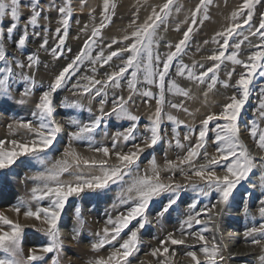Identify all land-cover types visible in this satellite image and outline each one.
I'll list each match as a JSON object with an SVG mask.
<instances>
[{
  "label": "snow or ice",
  "instance_id": "1",
  "mask_svg": "<svg viewBox=\"0 0 264 264\" xmlns=\"http://www.w3.org/2000/svg\"><path fill=\"white\" fill-rule=\"evenodd\" d=\"M261 2L262 0H243L239 8L232 13L231 26L216 34L219 39L213 38V43L218 45V49L207 57L212 63L205 67L202 63L186 64L182 57L190 46L197 24H202L210 18L209 9L214 0H199L191 12L190 23L184 21L189 26L183 32L182 38L175 45L167 44L169 51L163 55L159 51L158 31L161 25L167 23L173 10L180 12L183 6L178 4V0H166L159 11L153 9L152 14L142 24L130 35L123 37V41L113 40L106 45L108 49H113L114 44L128 42L124 46L107 54L100 48L93 55L99 47L102 29L112 22L117 7L115 0H103L101 22L92 28L90 36L74 58L55 75L46 88L41 90L35 103V110L31 113L33 119L18 120L8 125L11 136H19L20 130H24L30 138L0 139V171L13 170L14 166L19 167L25 163L46 164L51 159L50 150L54 149L61 136V128L55 119L56 94L67 87L68 82L85 62L93 65L92 71L95 73L96 65L101 67L109 65L116 58L119 60L116 70L106 72L104 79H97L95 75L84 76L81 78L84 83L77 81L72 85L74 94H90L93 98H100V114L90 123L72 120L71 123L77 130L69 134L70 140L88 141L90 149L101 154L103 158L82 157L72 149L70 142L64 151V158L32 177L37 184L31 189L30 200L20 198L10 208L17 219H12L0 211V252L4 254L3 258H0V264H42L47 254L58 253L64 243L60 232L62 216L70 200L84 199L90 194H103L111 185L122 183L126 176L132 177L138 172V162L145 149L154 148L165 139L163 135L165 120L175 126L173 128L175 146L185 149L178 131L184 122L171 112H165L167 104L172 109L191 115L183 102H172L168 99L169 95L185 99L194 98L192 89L182 87L177 77L205 86L206 91L203 93L205 100L209 92L215 91L218 86L231 89L232 92L218 113L208 114L201 121L198 134L189 128L188 133L183 136V140L188 141L196 135V141L187 147L186 155L178 157L176 161H166L165 170L171 173L167 177V183L162 179L160 166L153 157L150 161L151 175L145 171L144 175L135 176L128 187L122 189L118 202L127 207L115 216L108 214L105 226L101 232L95 234L97 239L91 245L93 252H99L106 245L111 246L113 250L107 257H94L89 264H131L130 257L139 251L141 231L152 223L148 216L150 207H155V202L166 196L167 202L161 203L157 212L156 222L160 223L161 218L165 214H170V210H174L173 206L181 201V193L189 189L196 194V198L188 204L187 218L182 221L178 230L181 235L190 237L200 245L199 253L203 259L196 250H188L185 255L190 258L192 264H222L224 256L221 245L214 235L211 237L208 235L212 231L211 226L214 225L215 217L220 215L217 208L229 206L236 199L239 187L249 180L257 167V157L242 139V127L255 142V146L264 153L262 126L264 83L260 82L264 80V12L260 14L258 24H253L256 6ZM23 7L30 9V15L27 17L22 16V0H0V97L4 98L10 97L12 87L20 82H23L24 98L34 95L37 84L30 72L40 66L39 51L50 53L53 59H60L65 51L71 52V49H66L65 46L76 11L73 0H62L59 5L55 0H49L47 4L41 3V0H30V3ZM53 9L57 11L59 19L55 29L57 42L55 46L50 47L48 29L45 27L42 33L39 25L41 19L46 18L42 13ZM94 11L93 9L92 12ZM242 17V22H239ZM5 18H8L7 23ZM91 19L95 20V16L92 15ZM76 23H79V20ZM245 26L247 32L244 31ZM17 29H20V35L15 39L14 53L19 55L10 53L7 46L8 39L12 38ZM83 30H87V25ZM176 30H180L179 25ZM31 37L41 39L42 43L36 52L26 56V60L21 59L20 56L31 44ZM250 37H257L258 42L253 44ZM246 41L249 42L252 51L246 59H242L241 46ZM204 43L207 44L208 41ZM173 48L174 50H171ZM228 62L242 68L234 82L232 77L235 67L226 72L225 79H221L220 70ZM24 69H28L29 72H25ZM109 88L117 90L126 88L128 95L114 96L111 111H105V105L109 102ZM253 96L256 97L255 104L251 102ZM134 97L147 98L145 102L156 103L155 111L144 125L143 133L140 132V117L129 108V104L135 102ZM25 102L23 98L19 101L21 104ZM62 106L76 109L83 107L79 101L67 100ZM111 117H115L117 121L129 122L128 126L123 131L115 132L111 148L92 147L94 134ZM138 139L139 143L136 142ZM210 141L215 146V152L212 154L207 150ZM121 142H131V148L120 150ZM168 144L171 146L172 140H169ZM113 157L116 163L110 164L109 161ZM201 158L205 162L197 165L196 161ZM260 160L264 162V155L260 156ZM185 165L188 166L187 171L183 167ZM218 169L223 171V175L217 174ZM177 171L188 181L187 184L173 182ZM65 174L72 179H62ZM246 194L251 196L250 192ZM205 200L208 202L205 203ZM260 203L262 206L259 213L264 218V200ZM116 208L117 205L114 203L112 209L115 211ZM22 210L25 220L40 222L42 227L36 230L48 238L47 243L39 249L32 248L27 256L24 255L22 247L26 225L18 219ZM75 216L78 224L82 226L84 220L79 207L75 208ZM194 225L201 227L193 230ZM72 231L73 238H76L80 234V227H74ZM244 235L252 238V244L261 245L264 243V224L247 229ZM160 244V247L151 251V255L157 258V264H175L176 251L173 249L170 254V248L165 245H185V240L176 239L174 233H169ZM187 247L191 249L194 246ZM258 261L259 264H264V254L258 257Z\"/></svg>",
  "mask_w": 264,
  "mask_h": 264
},
{
  "label": "rangeland",
  "instance_id": "2",
  "mask_svg": "<svg viewBox=\"0 0 264 264\" xmlns=\"http://www.w3.org/2000/svg\"><path fill=\"white\" fill-rule=\"evenodd\" d=\"M165 2L166 0H131V3H129V0H115L117 5L115 15L112 18V22L106 28L102 29V37L99 40V47L96 48L93 55H95L100 48H103L105 54H107L111 50L124 46V44L128 42L114 44L113 49H108L106 47V45L113 40L123 41V37L125 35H130L138 25L142 24L147 17L152 14L153 9L159 11L160 6ZM29 3L30 0H22V16L24 17L30 15V9L28 7H23V5ZM41 3L47 4L49 3V0H41ZM55 3L59 5L62 3V0H55ZM198 3L199 0H178V4L183 6L180 12L177 13L173 10V14L168 19L167 23L161 25L158 31V38L160 40L159 51L162 55L169 51L166 47L167 44L171 43L172 45H175L182 38L183 32L189 26V24L184 23V21L187 20L190 23L191 12L195 9ZM242 3L243 0H214V3L209 9L210 18L205 20L202 24L198 23L196 26L190 46L187 49L186 54L182 57L184 63L190 65L192 63H196L197 65L202 63L205 67L211 65L212 62L208 61L207 57L218 49V45L213 43V38L219 39L217 36L212 37L213 30L226 24L228 25L227 27L231 26L233 23L232 13L236 11ZM81 6H83V10H81ZM102 6L103 0H73V7L76 11L73 15V21L69 29V37L65 46L66 49L70 48L71 52L65 51L63 57L60 59H53L50 53L44 52L43 50L39 51L38 55L41 60L40 66L30 72L37 84V87L34 90V95L32 97L24 98L22 96L23 82H20L12 87L10 97H0V139L10 140L13 138H30L24 130H20L19 136H11L8 125L14 124L18 120L27 121L33 119L31 113L35 110V103L41 90L46 88L54 79L55 75H57L72 58H74L82 48L85 40L90 36L92 28L99 25L102 20ZM93 9L95 10L94 13L92 12ZM262 12H264V0L256 6L253 24H258ZM92 15L95 16V20L91 19ZM42 16L46 18L41 19L39 30L43 33L44 28L46 27L48 29L47 35L49 38V46H55V43L57 42L55 29L58 26V13L54 9L51 11L45 10V12L42 13ZM173 17H177L179 21H176ZM212 19H215L216 23L213 24ZM242 19L243 17L239 22H242ZM7 20L8 18H5V23H7ZM77 20H79V23H76ZM133 21H135V23H133ZM85 25H87L86 31L83 30ZM178 25L180 28L179 31L176 30ZM244 31L247 32V26H245ZM19 35L20 29H17L12 38L8 39L7 46L10 53H14L15 39ZM30 39L31 44L25 53L20 56L21 59L26 60V56L32 52H36L39 44L42 43V40L37 37H31ZM250 40L253 44L258 42L257 37H250ZM204 41H208V43L205 44ZM171 50H174V48ZM251 51L252 48L250 47L249 42L246 41L245 44L241 46V58L246 59ZM14 54L19 55L18 53ZM118 64L119 60L114 58L109 65H104L103 67L96 65V72L93 73V65L85 62L80 67L79 71L72 77V80L68 82L67 87L58 91L56 94L57 109L55 119L61 128V136L58 139V142L54 145V149L50 150L51 159L43 165L38 162H32L22 164L19 167L14 166L13 170L0 171V211L5 212V214L12 219H17L16 214L10 211L11 206L15 205L20 198L30 200L31 189L37 184L32 177L38 172L43 171L45 167L50 168L57 160L64 158V151L68 148L70 142L73 149L80 147L77 144L79 143L85 152L90 156L94 155L93 158L95 156L97 157V155H100V158L95 159L103 158L101 154L90 149L88 141L70 140L69 134L77 130L71 123L72 120H79L81 123H90L92 119L100 114V98H93L90 94H74L75 90L72 89V85L77 81L84 83L85 81L81 80L84 76L95 75L97 79H104L105 73L116 70ZM233 67H235V73L232 77V82H234L238 78V74L242 71V68L240 66H233L230 62H228L226 66H222L220 70L221 79H225L226 72ZM17 71H19V69H17ZM24 71L29 72L28 69H24ZM176 79L182 87L191 88L192 95L194 96L193 99H185L183 97H174L171 95L168 97L172 102H183L185 107L189 109L191 115L183 111L172 109L167 104L165 105L166 113L171 112L184 122L179 126L178 131L180 132L182 143L185 144V149H179L175 146V141L173 139V128L175 126L165 120L163 125V128L165 129L163 133L165 139L154 148L145 149L138 162V172L134 173L132 177L126 176L122 183L111 185L103 194H90L84 199L77 200L73 198L70 200L69 205L65 208V214L62 216V222L60 225L61 238L64 242L63 247L58 253L47 254L42 264H89V261L94 257H107V255L113 250L111 246L106 245L99 252H93L91 245L97 239L95 234L101 232L105 226V220L107 219L108 214L110 213L115 216L119 211H122L127 207V205H120L118 202L122 189H126L135 176L144 175L145 171L151 175L150 161L153 157H155L160 166L162 179L167 183V177L171 173L165 170L166 161H176L178 157L186 155L187 147L194 144L196 141V135H193L188 141L183 140V136L188 133L189 128H192L198 134L201 121L208 114L213 112L218 113L221 110L222 105L227 102V97L231 95L232 92L231 89H224L218 86L215 91L209 92L208 97L205 100L203 95L204 91H206L205 86L193 84L180 77H177ZM260 82L264 83V80ZM116 95L127 97L128 90L126 88L122 90L109 88V102L105 105V111H111V101ZM22 98L25 100L27 99L23 104L19 103ZM255 99L256 97L253 96L251 101L252 104H255ZM65 100L69 102L79 101L83 107L80 109L64 108L62 104ZM146 100L147 98L134 97L135 102L129 104L130 110L140 117L141 133H143L144 125L148 122L149 117L156 108L155 101L145 102ZM59 109H62L60 111L61 115L57 114ZM88 109H91V111L89 112ZM128 123L129 122L127 121H117L115 117L108 118L104 122V125H102V128L98 129L94 134L92 147L108 146L111 148L112 137L115 132L123 131L124 128L128 126ZM262 126H264V122H262ZM242 139L248 145L252 154L257 157V167L250 175L249 180L243 182V185L239 187L236 199L231 202L229 206H218L217 208L220 215L215 217L214 225L211 226L212 231L208 233V235L209 237L214 235L217 242L221 245L222 254L224 256L222 264H259L258 257L264 254V243L261 245H254L251 243L252 238L245 237L244 235L247 229L259 227L261 224H264V218H262L259 213V209L262 206L260 202L264 200V186H262L264 185V181H262V176H264V162L260 160V156L264 155V153L255 146V142L243 127ZM169 140H172L171 146L168 144ZM136 142L139 143V139ZM74 143L76 145L73 146ZM130 148L131 142H121L120 150H128ZM207 150L210 154L215 152V146L211 141L207 146ZM81 156L89 158L86 153ZM204 162L203 158H201L196 161V164L199 165ZM109 163H116L115 158L113 157ZM183 167L185 171L188 170V166L185 165ZM85 171L88 170L85 169ZM217 174L223 175V171L218 169ZM62 179L67 180L72 179V177L65 174ZM173 182L182 184L188 183V181L184 180L179 171L176 172ZM248 192L251 193V196L246 194ZM194 198H196V194L191 189L182 192L181 201H178L177 205L173 206L174 210H170V214H165V216L161 218L160 223L156 222L157 212L160 209V204L167 202L166 196L160 197L159 200L155 202V207H150L148 216L152 223L146 225L145 229L141 231V244L139 251L133 257H130L131 264H157V258L151 255V251L153 248L160 247L161 240L166 239L169 233H174V238L176 239L185 240V245H165L170 248V254L171 250L174 249L176 251V256L174 258L175 264H192L190 258L185 255L188 250H196L198 255H201V259H203L202 254L199 253L200 245L190 237L181 235L178 230L182 221L187 218L188 204L191 203ZM204 202L207 203L208 201L205 200ZM114 203L117 205L115 211L112 209ZM33 206H35L34 202ZM76 207L80 208L83 216L84 223L82 226L78 224L75 216ZM18 219L21 223L26 225L22 247L24 249V255L27 256L32 248L39 249L42 245L47 243L48 238L44 233L36 230L37 228L42 227L39 221L24 219L23 210ZM93 225L95 227H91ZM74 227H80V234L76 238H73L74 233L72 229ZM199 227L201 226L194 225L193 230H198ZM69 230H71L70 232L73 235L69 238L70 240H66L64 232ZM190 245L194 247L189 249L187 246ZM116 246L118 247L119 245L117 244ZM241 247H246V249L242 251H250V253L246 254L248 255L247 257L243 258L239 256L241 254L237 255L236 252L240 251L242 249ZM143 255H147L148 260L144 259ZM3 256L4 254L0 252V258H3Z\"/></svg>",
  "mask_w": 264,
  "mask_h": 264
},
{
  "label": "bare ground",
  "instance_id": "3",
  "mask_svg": "<svg viewBox=\"0 0 264 264\" xmlns=\"http://www.w3.org/2000/svg\"><path fill=\"white\" fill-rule=\"evenodd\" d=\"M143 1V0H142ZM129 3H131V0H129ZM136 4V3H135ZM135 4H132V5H135ZM138 4V3H137ZM180 18H181V16H180ZM173 19H175L176 21H179L178 20V18L177 17H173ZM230 21V20H229ZM231 22V21H230ZM212 23L214 24V23H216V20L215 19H212ZM227 24L226 25H223L222 27H220V28H218V29H214L213 30V35H212V37H215L216 36V34L218 33V32H221V31H223L225 28H227ZM225 27V28H224ZM32 99V98H31ZM31 99H29V100H31ZM27 100V99H26ZM31 102V101H30ZM62 110V109H61ZM60 109H59V112L57 113L58 115L60 114L61 115V111ZM58 119V118H57ZM78 144V146H80V147H78L77 149H74L76 152H78L79 154L81 153V155H84L85 153L87 154V156L89 157V158H93V156H90L87 152H85L82 148H81V145L79 144V143H77ZM74 145H76L75 143L73 144V146ZM72 149H73V147H72ZM94 158H100V155H97V157L95 156ZM9 214H10V212H9ZM91 227H95L94 225L93 226H91ZM71 230H69V231H66V232H64L65 233V238H66V240H68L70 237H71V235H73L71 232H70ZM63 236V237H64ZM244 238V237H243ZM70 240V239H69ZM240 248V247H239ZM242 248V247H241ZM244 249H246V247H243L240 251H238V252H236L237 253V255H239V254H241V255H239L240 257H247L248 255H246V254H248V253H250V251L249 250H247V251H242V250H244ZM85 251V250H84ZM84 254H85V252H84ZM244 254V255H243ZM144 256V259H146V260H148V256L147 255H143Z\"/></svg>",
  "mask_w": 264,
  "mask_h": 264
}]
</instances>
